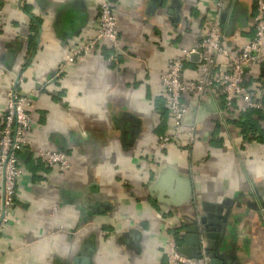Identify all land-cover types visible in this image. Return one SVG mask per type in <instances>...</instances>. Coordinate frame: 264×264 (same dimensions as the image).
Returning a JSON list of instances; mask_svg holds the SVG:
<instances>
[{"label":"crops","instance_id":"crops-1","mask_svg":"<svg viewBox=\"0 0 264 264\" xmlns=\"http://www.w3.org/2000/svg\"><path fill=\"white\" fill-rule=\"evenodd\" d=\"M111 1L119 52L102 44L68 64L70 47L93 34L98 0H0V125L10 88L28 97L32 121L0 264H165L169 237L182 247L199 217L218 234L212 248L201 241L209 260L264 264V113L242 112L240 99L226 109L217 90L184 94L181 127L193 140L156 146L174 127L160 84L168 61L215 11L222 46L239 50L253 36L255 0ZM199 63L195 52L184 81ZM244 86L264 105V44ZM37 149L64 152L69 169L48 167Z\"/></svg>","mask_w":264,"mask_h":264},{"label":"built area","instance_id":"built-area-1","mask_svg":"<svg viewBox=\"0 0 264 264\" xmlns=\"http://www.w3.org/2000/svg\"><path fill=\"white\" fill-rule=\"evenodd\" d=\"M254 7L253 36L236 52L231 53L222 46L219 14L215 11L210 17L207 32L199 34L191 48L181 49L178 56L168 61L167 70L160 75V84L166 92L165 107L174 122V127L171 134L157 137L158 149L166 148L181 135L188 141L194 138L193 127L188 129L181 127V121L186 114V108L182 103L184 94L202 97L217 90L226 109L231 107L236 99H240L243 103L242 112L254 109L264 113V105L260 100L252 98L244 86L246 70L259 62L264 44V0H255ZM102 44H106L113 54H117L120 50L118 19L111 0H98L97 18L92 36L72 45L65 61L68 64L82 63ZM195 52L199 53V77L196 80L184 81L182 78L184 65ZM218 56L224 58L223 65L217 64ZM259 93L260 96L263 95L264 89H260ZM29 105L28 97L18 93L15 88L7 91L0 125V230L3 222L6 221L7 213L13 208L16 184L22 174L17 155L26 149L32 152L29 139L32 129ZM33 153L37 160H41L48 167H56L62 172L69 169V162L64 152L37 149ZM165 264H209V257L203 247L195 258L183 256L177 238L172 234L168 241Z\"/></svg>","mask_w":264,"mask_h":264},{"label":"water","instance_id":"water-1","mask_svg":"<svg viewBox=\"0 0 264 264\" xmlns=\"http://www.w3.org/2000/svg\"><path fill=\"white\" fill-rule=\"evenodd\" d=\"M207 219L199 217L197 220H193L191 224H186V232L181 234L180 237L184 238V245L180 247V253L188 258L197 257L202 250L203 240H209L210 247L212 248L215 241L218 238V234L214 232H208L206 227ZM185 235V236H184ZM72 264H88L85 259L79 263L78 259H74ZM209 264H224L217 256H213L209 260Z\"/></svg>","mask_w":264,"mask_h":264},{"label":"trees","instance_id":"trees-1","mask_svg":"<svg viewBox=\"0 0 264 264\" xmlns=\"http://www.w3.org/2000/svg\"><path fill=\"white\" fill-rule=\"evenodd\" d=\"M251 111H253L254 113H258V112H256V111H259V110H254V109H253V110H251ZM247 127H248V128H251V126H249V125H247ZM245 128H246L245 126L242 127V131H243L244 133H247V132L245 131Z\"/></svg>","mask_w":264,"mask_h":264}]
</instances>
